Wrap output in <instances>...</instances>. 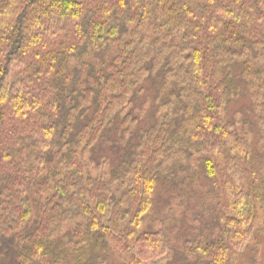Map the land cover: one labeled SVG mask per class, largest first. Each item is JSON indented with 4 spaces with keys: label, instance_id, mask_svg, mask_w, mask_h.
Listing matches in <instances>:
<instances>
[{
    "label": "trees",
    "instance_id": "1",
    "mask_svg": "<svg viewBox=\"0 0 264 264\" xmlns=\"http://www.w3.org/2000/svg\"><path fill=\"white\" fill-rule=\"evenodd\" d=\"M246 95L264 126V0H0V264H233L264 197ZM205 187L173 254L146 219Z\"/></svg>",
    "mask_w": 264,
    "mask_h": 264
},
{
    "label": "rangeland",
    "instance_id": "2",
    "mask_svg": "<svg viewBox=\"0 0 264 264\" xmlns=\"http://www.w3.org/2000/svg\"><path fill=\"white\" fill-rule=\"evenodd\" d=\"M90 58L96 59L92 52H87L81 55H75L71 58L70 62L71 65H76ZM256 101L257 100L250 95H246L231 106V113L233 111L237 126L248 135L250 154L253 158V162L259 168V175L264 179V126L259 123L252 125L256 115L254 111L255 106L252 108V105ZM234 110H237L235 114ZM205 190L206 187L203 192L202 188L199 189L200 193L195 191L196 193L193 194L194 199L192 200H188L186 197L181 198L176 195V197L170 199L169 202L166 203L163 202V200L165 198L169 199V196L164 194L160 198V201H156L155 207L150 212V216L146 219V223L152 225L154 228L161 226L158 221L159 219L164 220V225L171 231L173 254L179 252L177 248L182 244L183 238L181 236L186 228H189L190 225L197 228L201 225L199 220L202 222L210 220L209 210L211 201L206 197L205 200L198 197L199 194L204 195ZM73 225L74 223H67L63 227L64 229L60 231V234H63L68 228H72ZM105 260L107 261L105 262ZM105 260L102 261V264H123L121 260L113 256H109ZM233 264H264V197L257 211L253 237L248 242L247 246L238 254Z\"/></svg>",
    "mask_w": 264,
    "mask_h": 264
}]
</instances>
